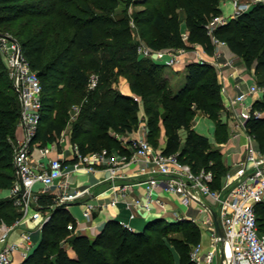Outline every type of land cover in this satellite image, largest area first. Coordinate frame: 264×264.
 Listing matches in <instances>:
<instances>
[{"label": "trees", "instance_id": "16d2710c", "mask_svg": "<svg viewBox=\"0 0 264 264\" xmlns=\"http://www.w3.org/2000/svg\"><path fill=\"white\" fill-rule=\"evenodd\" d=\"M136 1L145 5L133 18L149 47L191 48L190 44L201 41L208 53L214 52L208 25L220 13L222 0ZM118 6V0H0V31L4 25L16 26L25 19L16 37L42 84L43 106L34 142L41 147L59 142L70 107L81 99L84 101L72 125L71 140L82 155L100 151L105 142L118 143L119 134L136 131L140 101L112 85L124 74L132 93L145 103L151 144H159L164 129L167 141L163 153L177 154L195 171L211 169L215 173L213 186L218 187L228 170L223 151L211 148L209 137L199 133L192 122L197 112H203L216 121V134H221L224 124L219 119L218 100L222 85L217 71L208 62H190L186 87L176 94L163 73L165 65L139 57L141 43L133 40L129 18L116 12ZM180 10L185 12L187 39L181 31ZM236 21V29L231 23L223 24L214 35L249 67L254 63L258 79L264 82V3L243 12ZM93 53H100V58L87 60L86 56ZM92 61L101 65L94 67ZM91 71L99 74V80L95 87L86 89ZM255 107L264 112V95ZM21 111L20 94L0 52V194L11 188L17 176L13 157ZM246 128L264 147V114L251 116ZM182 129L186 130L184 144ZM77 160H65L64 164ZM38 203L49 218L41 229L40 241L20 264H175L174 251L179 264H194L191 250L202 240L201 229L194 222H170L163 217L149 221L142 230L109 220L91 238L75 233L77 220L66 204H58L55 194H40ZM256 210L264 230V202ZM22 217L12 198L0 196V223L12 225ZM71 223L73 230L68 227ZM158 224H164L162 230L154 229ZM174 226H178L181 237L170 235ZM66 244L75 256L69 254Z\"/></svg>", "mask_w": 264, "mask_h": 264}, {"label": "built area", "instance_id": "2783aa9c", "mask_svg": "<svg viewBox=\"0 0 264 264\" xmlns=\"http://www.w3.org/2000/svg\"><path fill=\"white\" fill-rule=\"evenodd\" d=\"M232 2L235 8L233 17L239 16L249 8L248 3L240 0H232ZM225 23L226 19L221 16L209 23L208 29L213 43L226 44L214 35L215 29ZM187 37L188 35L184 34V39ZM0 52L13 84L20 94L22 111L18 126L24 130V135L17 136L14 143L13 164L17 176L8 190L9 197L23 212V217L12 225L6 226L5 223H0V264H14L13 255L19 244L11 243L9 239L15 225L25 220H38V229H42L43 223L49 218V213L44 214L41 210L38 197L61 182L68 174L66 169L69 165L73 170L84 168L94 172L98 165L107 163L110 170L116 174L117 168H128L140 160L148 166V171L144 172L143 169L144 173L150 174L148 179L114 186L117 190H128L135 185H145L147 190L145 197L126 201L127 207L133 209L131 218L136 217L135 209L151 212L153 203L163 209L167 208L166 202L152 196L155 190L174 194L182 205L198 208L202 217L193 216L189 219L195 224L201 222L209 230V247H204L203 240L192 247L190 256L194 264H264V230L259 226L256 210L257 205L264 202V147L246 128V122L251 116L264 114L255 107V103L262 100L264 95L260 87L251 84L231 98L230 110L237 119L235 125L239 131L234 133L233 137L243 133L246 141L242 157L227 167L228 170L222 176L218 187L213 186L215 173L211 169L202 168L195 171L191 166L183 163L177 154H165L162 149L156 150L148 139L146 124L142 133L129 142L130 152L121 153L118 157L111 155L106 149L82 155L75 144L74 158L78 157L77 161L65 165V159L58 157L51 159L46 165L43 161L38 163L33 161V151L38 144L34 140L38 133L43 106L40 77L29 64L20 41L11 34L0 31ZM138 52L141 56H151L153 61L168 66H174L181 60V53L178 51L155 50L145 43H141ZM195 54L198 57L196 61L207 62L199 50H195ZM98 80L99 75H91L89 86L95 87ZM133 96L140 101L138 96ZM48 152L49 148L44 149L45 154ZM38 186L40 190L37 194L35 191ZM87 191L88 189L75 193L63 191L60 195H56V200L58 204H65L77 200ZM116 202L114 199L113 204ZM93 211L94 207L87 205L84 209V217L91 220ZM214 212L217 213L221 227L224 229V237L217 235ZM120 223L129 227L124 221ZM68 227L74 229L72 223ZM84 228L85 226L77 224L74 231L79 233V230ZM33 235V230L21 234L24 258L36 246ZM219 246L220 253H218ZM222 253L224 259L221 262Z\"/></svg>", "mask_w": 264, "mask_h": 264}, {"label": "crops", "instance_id": "0c3cea01", "mask_svg": "<svg viewBox=\"0 0 264 264\" xmlns=\"http://www.w3.org/2000/svg\"><path fill=\"white\" fill-rule=\"evenodd\" d=\"M220 9L222 11L221 17L225 19H227V17L231 18L235 10L234 5L230 0H222L220 2ZM213 44L215 51L212 54L200 49L199 51L202 53L207 62L217 67L218 79L222 85L221 91L223 92L226 101L230 105L231 98L237 94L240 91H238V89L242 87V85H240L238 82L244 80L243 77L247 74L246 72V74L244 73L246 67L242 62H234L232 58H235L234 56L237 55L229 48L227 44ZM194 55H196L195 51ZM180 56L182 57L183 53ZM227 57L231 58L229 59ZM192 61H196V59H192ZM192 61H188L187 63L186 58H184V61L180 60V62L172 67H175L177 70L180 68L183 69ZM250 84L252 83H247L245 88L241 89V91L246 89ZM121 92L134 95L130 86L128 85L124 86L121 89ZM143 126L144 124L140 125L136 131L128 133L127 135H117L121 141V144L130 150L129 142L142 133ZM204 126L205 125H201V127L195 126V129L202 134H206L204 132ZM23 135L24 130L18 126L17 136L22 137ZM185 137L186 133L184 137L182 136V138L185 140ZM240 138L241 139L239 141H234L231 146L223 150L224 161L227 167L234 161L240 159L243 155L244 143L246 139L244 134H242V137ZM162 140L163 147H165L167 137L166 139L163 137ZM46 148H49V152L47 154L44 153V149ZM75 152L76 149L73 145V142L68 136V138L62 139L60 148L56 146L55 143H51L46 147H41L38 143L33 151V161L35 163L43 161L46 165H48L51 159L58 157H62L65 160H71L74 158ZM110 154L118 157L121 155V152L114 150V152ZM143 169H145L144 172L148 171L147 164L142 160L138 161V163L132 164L128 168H117L116 174L110 170V166L107 163L98 165L96 171L94 172L87 171L84 168L81 170H73L72 166L69 165L66 169L68 174L64 176V178L67 177L66 180L64 181L62 179L61 182L53 186L55 190H53L51 193L56 195L59 190L62 192L64 191L65 193H75L77 191L88 189L85 194H83L77 200L68 202L69 204H66V206L77 220V224L79 226H85L84 229L79 230V234H86L90 237H94L100 231V227L104 226L109 220L124 221L132 229L142 230L149 221L158 217L177 219L190 218L198 215L199 211L196 206H184L180 203L176 195L165 193L162 190H155L152 192V196L154 198H160L166 202L167 208L163 209L156 203H153V209L151 212H143L135 209L136 217L131 218L130 214L133 212V209L127 207L126 201H133L136 198L145 197L147 192L145 185H135L130 187L128 190H117V188L114 186L119 184L124 185L126 183L133 184L148 179L150 174L144 173ZM56 189H58V191H56ZM37 190H40V186L37 187ZM0 196L4 197L2 195ZM114 199L117 201L115 204H113ZM87 205H92L94 207L93 217L91 220H87L84 217V209ZM38 224V220H25L15 225V229H12L9 240L11 243L19 244L13 255L14 264H20L25 259L22 255L24 244L21 242V234L24 231L33 230V234L36 236V245L40 241L41 230L38 229ZM202 240L204 242V247L208 248V239L204 241L202 236ZM66 248H68L67 250L71 256L76 255L75 251L69 244H67Z\"/></svg>", "mask_w": 264, "mask_h": 264}, {"label": "rangeland", "instance_id": "374dc122", "mask_svg": "<svg viewBox=\"0 0 264 264\" xmlns=\"http://www.w3.org/2000/svg\"><path fill=\"white\" fill-rule=\"evenodd\" d=\"M118 1H119V6L117 7L116 12L119 15L123 16L124 18H126V17L129 18L128 25L131 28L133 40H135V41L138 40L140 43H142V44L145 43L147 45V43L144 41V39L140 37V35H139V29L135 25V21H134V18H133V15L138 10L143 9L145 7V5L144 4H140V3H136L137 2L136 0H133V1L118 0ZM139 1H144V0H139ZM230 1H232V0H230ZM240 1L243 2V3H248L249 4V8L247 10H245V12L246 11H249L250 9H252L258 3H264V0H240ZM221 13H222V11L220 10V13H218L217 15H215V16H213L211 18L210 23L212 21H214V19H216V17L222 16ZM180 16L182 18V22H181V31H182V34L183 35L184 34L187 35V26H186V21H185V12H184V10H180ZM233 16H234V14H233ZM233 16L231 18L230 17H227L225 24L231 23L232 26H233V28L236 29V26H237L236 19L238 18V16L237 17H233ZM24 21H25V19L21 20L19 22V24H17L16 26H13V25H4L3 27H1V30H2L3 33L11 34L15 38H17L16 37L17 36V30L19 29L21 23H23ZM212 42H213V40H212ZM190 45H191V48H180V49L164 48L162 50H173L175 52L178 51L181 54L183 53V56L181 57L182 58L181 60L184 61V58H186L187 63H188V61H192V59H196L197 60L198 57L196 55H194V51L195 50H199L200 49V50H203V51L207 52L205 50L206 49V45L203 44L201 41L194 42V43H192ZM209 54H212V53H209ZM139 57H141V58L150 57L152 59L151 56H141V55H139ZM234 57L235 58H232V59L234 60L235 63H240V62L243 63V65L246 67L244 73L245 72L247 73V74L245 73L246 75L243 77L244 80H241V81L238 82L240 85H242V87H240L238 89V91L239 90L241 91V89L245 88V86L247 85V83L250 82V83L256 84L258 87H260L261 90L264 93V82H262L263 80L258 79V77H257V75L255 73L254 63H253L252 66L249 67L247 65L245 59H243V58H241L239 56H234ZM97 58H100V53H93V54H90V55H87L86 56V59L87 60H90V59L97 60ZM227 58H229V57H227ZM91 64L94 67H96V65H99V66L101 65V64L97 63L96 61H92ZM214 69H215V71H217V67L214 66ZM187 72H188L187 66L185 68H183V69L180 68V69L177 70L175 67L165 65V68L163 69V73H164L165 77L168 78L169 85H170V87H172L173 92H175L176 94L180 93L181 91H183L185 89L186 84H187ZM93 74H97V73L91 71L90 72V77ZM97 75H99V74H97ZM112 85L115 88H117L118 90H121L124 86H127V85L130 86V82H129V80H128V78H127L126 75L121 74V75L118 76V78L115 79V81L113 82ZM89 88H90V86L87 85L86 86V89H89ZM221 90H222V87H221ZM221 90H220L219 100H218V103H219V107H218L219 119H221L222 123L224 124L223 125V128H222V131H221V134L219 136L216 134V132H217L216 121L214 119L210 118L207 114H205L203 112H197V114L194 116L192 122H193L194 128L201 127V125H205L204 126V132L206 134H204V135H207L209 137L210 143H211V148H213V149L214 148H220L223 151L227 147L231 146V144L234 143V141H239L241 139L240 137H242V134L243 133H241V131H240L241 134L238 136V138L233 137V134L234 133L239 132L237 130V126L235 125L237 119L234 116V113L230 110V105L226 101V98L224 97V94H223V92ZM83 101H84V99H81L80 102L73 103L72 106L70 107V109H69V116H68V119H67V125H66V127H65V129L63 131V134L61 135V137L59 139V142H55L56 146H58L59 148L61 147L62 138L66 139L69 136V138L71 140L72 125H74V123L79 118L80 107H81V103ZM140 106L141 107H140V110H139V120H140L139 126L140 125H143V124H146L147 121H148V118H149L148 117V114L146 113V110H145V103H144V101L142 99L140 100ZM158 108L160 110L162 109L160 105H158ZM55 114H56V111L54 112V115ZM41 127H42L41 130H42L43 127H44V123L42 124ZM90 127H92V126H90ZM185 133H186V130L185 129H182L181 130V134H182L183 137H184ZM116 137L119 140L118 143H116V144L115 143L109 144V143L105 142V146L100 151L106 149L109 153H112V152H114V150H118L117 148H120V150L121 149L125 150L124 153L125 152L126 153L127 152H130V150H128V148L126 146H124L123 144H121L120 139L118 138V136H116ZM163 137L165 139L167 137L166 134H165L164 129L161 131V135H160V139H159V144L156 145V146H154V148L156 150H159V149L163 148V140H162ZM182 140H183V144H184V139L182 138ZM73 145L75 146L74 143H73ZM66 178H63V180L65 181ZM53 188L54 187H51L48 190V192H50V193L53 192V190H55V188L54 189ZM56 191H58V189H56ZM35 192L38 194V190L37 189H36ZM8 193H9L8 190H3L0 195L5 196V197L6 196L8 197L9 196ZM61 193H62V191L59 190V192L56 195H60ZM196 217L197 218L198 217H202V215L198 213V215H196ZM163 218L166 221H170V222L179 221V220H182V219H188V220H190L189 218H177V219H170V218H165V217H163ZM27 224H28V222H27ZM5 225L7 226V224H5ZM197 225L201 229V232H202V236H203L204 241L206 239H208V243H209V237H208L209 230H208V228L206 226H204L201 222H199V224H197ZM6 226H5V228H6ZM163 227H164V224H158L156 226V228H154V229L162 230ZM103 228H104V226H101L100 227V231ZM178 229H179L178 226L170 227V230H169L170 231V235L171 236H176V237H181L182 234H181L180 231H178ZM35 237L36 236H34V240H35ZM66 246H67V244H66ZM220 251H221V248L219 246L218 253H220ZM174 255H175V260H176L175 264H179V255L175 251H174Z\"/></svg>", "mask_w": 264, "mask_h": 264}, {"label": "water", "instance_id": "95a60500", "mask_svg": "<svg viewBox=\"0 0 264 264\" xmlns=\"http://www.w3.org/2000/svg\"><path fill=\"white\" fill-rule=\"evenodd\" d=\"M65 204H69L68 202L65 203ZM213 217H214V223H215V227H216V231H217V235L219 237H224L225 236V232H224V229L221 227V224H220V221H219V217L217 215L216 212L213 213ZM159 218V217H158ZM156 219V218H155ZM154 220V219H153ZM46 222V221H45ZM44 222V223H45ZM43 223V225H44ZM43 227V226H42ZM224 259V254L222 253L221 254V262L223 261Z\"/></svg>", "mask_w": 264, "mask_h": 264}]
</instances>
